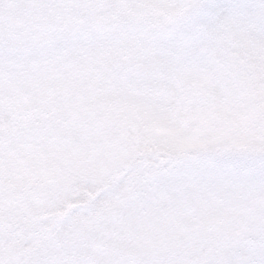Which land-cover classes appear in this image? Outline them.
Returning a JSON list of instances; mask_svg holds the SVG:
<instances>
[{"label": "snow or ice", "instance_id": "6c2138e0", "mask_svg": "<svg viewBox=\"0 0 264 264\" xmlns=\"http://www.w3.org/2000/svg\"><path fill=\"white\" fill-rule=\"evenodd\" d=\"M0 264H264V0H0Z\"/></svg>", "mask_w": 264, "mask_h": 264}, {"label": "rangeland", "instance_id": "374dc122", "mask_svg": "<svg viewBox=\"0 0 264 264\" xmlns=\"http://www.w3.org/2000/svg\"><path fill=\"white\" fill-rule=\"evenodd\" d=\"M186 159H193L191 153L185 157ZM139 160L143 162L142 170L136 173L132 182L126 184L128 189L127 195L129 197L128 210L134 211L138 207L137 193H165V189L160 186V178L167 174L166 166L170 167L175 161V156H168L164 152H145ZM24 189L19 186L15 179L13 180V194L21 199V201L27 207L28 200L23 195ZM193 195H198L199 190L193 189ZM115 195V194H114ZM173 201L171 195H165L164 200L161 203L162 209H167L170 203ZM74 207H86L85 204L77 203L73 201ZM67 206L63 202H58L57 209L66 208ZM62 217L57 212L55 216H43L40 220H24L21 222L20 232L18 234L16 248L18 250H31L43 243L42 240V228L47 227L49 224L61 219ZM156 223H170L168 217L165 216L164 211H160L158 216L151 218ZM174 223V222H173Z\"/></svg>", "mask_w": 264, "mask_h": 264}]
</instances>
